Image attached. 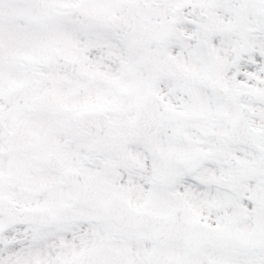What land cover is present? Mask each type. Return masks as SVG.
<instances>
[{"label": "snow or ice", "instance_id": "obj_1", "mask_svg": "<svg viewBox=\"0 0 264 264\" xmlns=\"http://www.w3.org/2000/svg\"><path fill=\"white\" fill-rule=\"evenodd\" d=\"M0 264H264V0H0Z\"/></svg>", "mask_w": 264, "mask_h": 264}]
</instances>
